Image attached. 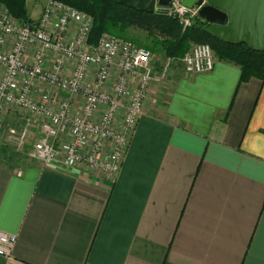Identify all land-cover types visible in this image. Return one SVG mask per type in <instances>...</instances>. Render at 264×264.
I'll list each match as a JSON object with an SVG mask.
<instances>
[{"label": "crops", "instance_id": "0c3cea01", "mask_svg": "<svg viewBox=\"0 0 264 264\" xmlns=\"http://www.w3.org/2000/svg\"><path fill=\"white\" fill-rule=\"evenodd\" d=\"M169 79L165 106L150 87L114 181L83 165L15 170L7 133L23 121L5 113L0 231L17 242L0 264H264V83L217 59ZM48 92L65 96L38 82L33 98Z\"/></svg>", "mask_w": 264, "mask_h": 264}, {"label": "built area", "instance_id": "2783aa9c", "mask_svg": "<svg viewBox=\"0 0 264 264\" xmlns=\"http://www.w3.org/2000/svg\"><path fill=\"white\" fill-rule=\"evenodd\" d=\"M171 1L168 15L183 31L200 18V7ZM94 26L91 14L58 0H48L40 18L30 23L0 4V133L5 113L18 112L24 129H10L8 142L19 146L36 129L39 137L34 136L28 153L31 160L67 168L83 165L114 181L152 83L175 66L190 75L211 72L216 57L209 45H194L181 58L166 57L157 76L156 57L149 49L109 33H102L93 45ZM69 62L74 65L66 74ZM38 82L65 96L55 98L48 92L35 100ZM130 87L134 90L126 102ZM80 98L82 107L75 112ZM16 242V235L0 231V256L10 258Z\"/></svg>", "mask_w": 264, "mask_h": 264}, {"label": "trees", "instance_id": "16d2710c", "mask_svg": "<svg viewBox=\"0 0 264 264\" xmlns=\"http://www.w3.org/2000/svg\"><path fill=\"white\" fill-rule=\"evenodd\" d=\"M81 11L91 14L95 19L91 43L96 45L104 32L115 34L128 28L138 29L152 38L155 47H160L166 57L181 58L192 45H209L219 61L234 64L241 70V83L252 78L264 83V50H257L246 42H227L216 36L210 25L202 19L183 31L175 17L161 14H142L115 0H58ZM18 20L32 21L26 0H0ZM158 50V49H157Z\"/></svg>", "mask_w": 264, "mask_h": 264}, {"label": "water", "instance_id": "95a60500", "mask_svg": "<svg viewBox=\"0 0 264 264\" xmlns=\"http://www.w3.org/2000/svg\"><path fill=\"white\" fill-rule=\"evenodd\" d=\"M121 5L142 14L168 15L171 0H120ZM183 0L188 8L200 7L199 17L211 31L227 42H246L264 50V0Z\"/></svg>", "mask_w": 264, "mask_h": 264}, {"label": "rangeland", "instance_id": "374dc122", "mask_svg": "<svg viewBox=\"0 0 264 264\" xmlns=\"http://www.w3.org/2000/svg\"><path fill=\"white\" fill-rule=\"evenodd\" d=\"M45 3H48V0H26V5L29 11V15L31 18H34L38 20L40 18L41 10H43V7L45 6ZM209 3V2H208ZM3 5V4H1ZM170 16V15H168ZM107 33V32H104ZM117 37H120L125 40H130L134 42L135 44L145 47L149 49L153 55L156 57V63H155V69L157 70V73L155 75H159L160 73V67L163 65L165 60V54L160 50V47H155L154 40L147 36L146 33L134 29V28H128L123 31H115V34H113ZM92 39V36H91ZM194 46V45H192ZM191 46V47H192ZM158 49V50H157ZM182 70V67L175 66L172 67L169 72L166 74L165 78L163 80L154 81L152 83L151 87H155L156 91V100L161 101L162 105L165 106L167 99L169 97V94L171 92V82H169V78L171 75L176 72V70ZM16 128H19L18 131H22L24 129V126L22 127L17 126ZM32 131H36V129H32ZM9 133V132H8ZM7 133V134H8ZM35 135H30L23 144L16 145L13 142H7L8 145V159L10 162V166L14 168L15 170H19L24 168L25 166L30 165L31 163H34L29 157L28 153L30 149L32 148V145L37 140V137H34Z\"/></svg>", "mask_w": 264, "mask_h": 264}, {"label": "flooded vegetation", "instance_id": "af4514ba", "mask_svg": "<svg viewBox=\"0 0 264 264\" xmlns=\"http://www.w3.org/2000/svg\"><path fill=\"white\" fill-rule=\"evenodd\" d=\"M117 3H119L120 2V0H115ZM120 4V3H119ZM123 6H126V5H123ZM127 7V6H126Z\"/></svg>", "mask_w": 264, "mask_h": 264}]
</instances>
